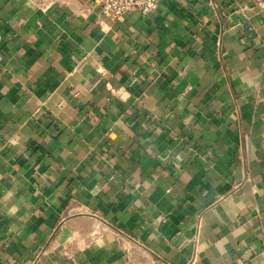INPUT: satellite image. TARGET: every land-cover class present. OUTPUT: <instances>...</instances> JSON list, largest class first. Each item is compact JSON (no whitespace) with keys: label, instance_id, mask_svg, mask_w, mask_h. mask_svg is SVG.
I'll use <instances>...</instances> for the list:
<instances>
[{"label":"crops","instance_id":"0c3cea01","mask_svg":"<svg viewBox=\"0 0 264 264\" xmlns=\"http://www.w3.org/2000/svg\"><path fill=\"white\" fill-rule=\"evenodd\" d=\"M0 264H264V0H0Z\"/></svg>","mask_w":264,"mask_h":264},{"label":"built area","instance_id":"2783aa9c","mask_svg":"<svg viewBox=\"0 0 264 264\" xmlns=\"http://www.w3.org/2000/svg\"><path fill=\"white\" fill-rule=\"evenodd\" d=\"M99 5L102 15L110 22L121 19L127 12L138 10L141 14L154 12L159 0H92Z\"/></svg>","mask_w":264,"mask_h":264}]
</instances>
